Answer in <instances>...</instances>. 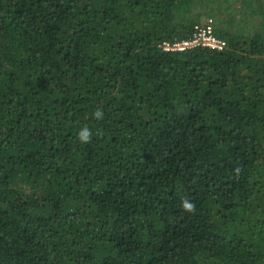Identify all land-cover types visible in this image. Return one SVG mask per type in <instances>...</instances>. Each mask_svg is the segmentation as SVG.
Masks as SVG:
<instances>
[{
  "label": "trees",
  "instance_id": "1",
  "mask_svg": "<svg viewBox=\"0 0 264 264\" xmlns=\"http://www.w3.org/2000/svg\"><path fill=\"white\" fill-rule=\"evenodd\" d=\"M263 54L264 0H0V264H264Z\"/></svg>",
  "mask_w": 264,
  "mask_h": 264
},
{
  "label": "built area",
  "instance_id": "2",
  "mask_svg": "<svg viewBox=\"0 0 264 264\" xmlns=\"http://www.w3.org/2000/svg\"><path fill=\"white\" fill-rule=\"evenodd\" d=\"M225 46V42L216 38L213 33L212 21L207 20L203 24L194 28L192 35L183 40L165 41L160 45V49L164 53H184L197 48L221 50ZM264 60V54L262 56Z\"/></svg>",
  "mask_w": 264,
  "mask_h": 264
},
{
  "label": "clouds",
  "instance_id": "3",
  "mask_svg": "<svg viewBox=\"0 0 264 264\" xmlns=\"http://www.w3.org/2000/svg\"><path fill=\"white\" fill-rule=\"evenodd\" d=\"M184 207H185V208H188V209H190V208H191V206H190V205H188V204H185V205H184Z\"/></svg>",
  "mask_w": 264,
  "mask_h": 264
},
{
  "label": "rangeland",
  "instance_id": "4",
  "mask_svg": "<svg viewBox=\"0 0 264 264\" xmlns=\"http://www.w3.org/2000/svg\"><path fill=\"white\" fill-rule=\"evenodd\" d=\"M239 6H240V8H242V9L245 8V6H244L243 3H240Z\"/></svg>",
  "mask_w": 264,
  "mask_h": 264
}]
</instances>
